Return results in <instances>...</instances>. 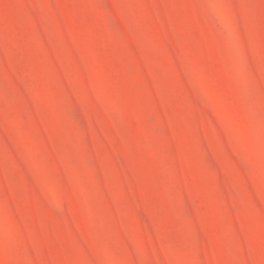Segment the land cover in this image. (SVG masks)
Listing matches in <instances>:
<instances>
[{
    "label": "rangeland",
    "instance_id": "obj_1",
    "mask_svg": "<svg viewBox=\"0 0 264 264\" xmlns=\"http://www.w3.org/2000/svg\"><path fill=\"white\" fill-rule=\"evenodd\" d=\"M0 264H264V0H0Z\"/></svg>",
    "mask_w": 264,
    "mask_h": 264
}]
</instances>
